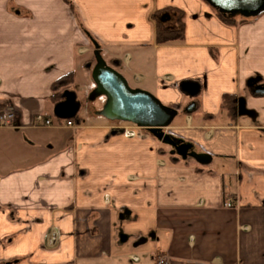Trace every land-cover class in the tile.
Instances as JSON below:
<instances>
[{"label":"crops","instance_id":"0c3cea01","mask_svg":"<svg viewBox=\"0 0 264 264\" xmlns=\"http://www.w3.org/2000/svg\"><path fill=\"white\" fill-rule=\"evenodd\" d=\"M168 7L185 36L159 44L154 14ZM237 15L207 0H0V110L19 126H0V264H264V94L248 86L264 85V12ZM97 51L176 110L164 135L211 160L102 115L33 125L59 121L54 83L92 81Z\"/></svg>","mask_w":264,"mask_h":264},{"label":"water","instance_id":"95a60500","mask_svg":"<svg viewBox=\"0 0 264 264\" xmlns=\"http://www.w3.org/2000/svg\"><path fill=\"white\" fill-rule=\"evenodd\" d=\"M219 12L229 17L242 15L244 17L258 16L264 12V0H207ZM163 20L168 19L164 15ZM93 43L97 47L96 41ZM97 63L93 69L92 76L95 88L91 93V99L101 95L107 97L102 114L110 119L132 122L141 128L162 138L164 142L173 146V153H178L184 158L189 154L197 161L206 163L211 160L208 154H200L195 151L189 153L187 144L176 143L169 136L164 135L163 129L167 128L175 115L176 110L164 105L152 93L136 89L129 86L124 76L113 67L106 64L99 52L95 53ZM260 78H251L248 86L253 88L257 94H264V85H258ZM181 89L189 96L195 97L200 91V85L194 81H183ZM81 107V102L77 98L74 90L66 89L62 94V99L54 105V115L60 119H72L77 116ZM195 103L185 108L186 112H191Z\"/></svg>","mask_w":264,"mask_h":264},{"label":"trees","instance_id":"16d2710c","mask_svg":"<svg viewBox=\"0 0 264 264\" xmlns=\"http://www.w3.org/2000/svg\"><path fill=\"white\" fill-rule=\"evenodd\" d=\"M173 13H180L181 17L177 20L174 19ZM170 14V17L166 20H163V16ZM225 22L230 24H236L235 20L227 19L223 15L219 14ZM154 19L157 23V43L162 44L174 40H182L185 36V14L182 10L177 8L168 7L164 9L157 10L154 14ZM57 84L73 86L75 84V72H70L58 81L54 83V88ZM61 100L57 89L53 90V93L50 97V101L55 105ZM237 96L235 94H225L222 102V106L229 112L230 115H233L237 110ZM76 119V117L71 120ZM58 120H62L58 118Z\"/></svg>","mask_w":264,"mask_h":264},{"label":"rangeland","instance_id":"374dc122","mask_svg":"<svg viewBox=\"0 0 264 264\" xmlns=\"http://www.w3.org/2000/svg\"><path fill=\"white\" fill-rule=\"evenodd\" d=\"M172 14H173V17L175 20H177L179 17H181V14L178 12H176V13L172 12ZM167 15L169 18L170 14H167ZM96 63H97V59L92 58L90 71L93 70ZM91 79H92L91 74H89V80H91ZM95 86L96 85H95L93 80L90 81L89 83L83 82L82 80H79V81L75 80V84L73 86H66V85H61V84H57L55 86L54 89L55 90L57 89V92H58L61 99H62V94L66 89L73 88V90L77 94L78 100L81 102L80 112L78 113V116H76V119L73 120V122L78 124V122H80V121L86 122L87 119H90L92 117H96L97 115H102L107 122L116 125L113 129H114V131H116L118 133H120L124 127H137L136 124H134L132 122L121 121V120H116V119L114 120V119H110V118H107L106 116H104L102 114V111H103L104 105L107 101V97L105 95H101L98 98L91 99V93H92L93 89L95 88ZM77 117L79 118L80 121L77 120ZM137 130H146V129L145 128H138ZM166 146H168V145H166ZM150 258H151L150 256L147 257V260H149Z\"/></svg>","mask_w":264,"mask_h":264},{"label":"built area","instance_id":"2783aa9c","mask_svg":"<svg viewBox=\"0 0 264 264\" xmlns=\"http://www.w3.org/2000/svg\"><path fill=\"white\" fill-rule=\"evenodd\" d=\"M32 123H33V125L38 126V127H50L53 125L74 127L77 125L71 119H62V120L57 121V123H56V122H54V120L51 117H49L48 115H46L44 113L35 114L33 117ZM0 126L12 127V128H18L19 127L18 124L16 123V112L12 108L0 110ZM138 128H141V127H139V126H137V127H124L122 129V132L127 134V135H133L135 132L138 131L137 130ZM224 205L227 207H232L233 206V200L231 198H229L228 200H226ZM166 263H167V261L164 258H161L159 260V264H166Z\"/></svg>","mask_w":264,"mask_h":264}]
</instances>
